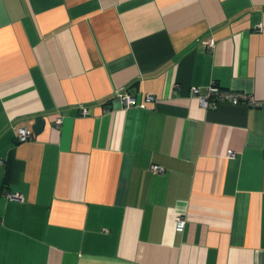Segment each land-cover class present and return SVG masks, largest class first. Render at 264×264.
<instances>
[{
  "label": "crops",
  "instance_id": "crops-1",
  "mask_svg": "<svg viewBox=\"0 0 264 264\" xmlns=\"http://www.w3.org/2000/svg\"><path fill=\"white\" fill-rule=\"evenodd\" d=\"M0 158V264H264V0H0Z\"/></svg>",
  "mask_w": 264,
  "mask_h": 264
},
{
  "label": "built area",
  "instance_id": "built-area-1",
  "mask_svg": "<svg viewBox=\"0 0 264 264\" xmlns=\"http://www.w3.org/2000/svg\"><path fill=\"white\" fill-rule=\"evenodd\" d=\"M260 27L261 25L258 26V28ZM213 43H214L213 40H210L207 42V45L211 48ZM190 94L193 96H196L198 98L200 105L206 108L214 107L218 103L226 102L230 104H237L245 100L249 101L251 105H258V102L252 99V97L249 96L248 94H245L243 92H238L235 90L224 89L214 83L206 86L204 93L200 92V88L198 86H192L190 88ZM117 95L125 107L133 106V105L143 106V103L141 102V100H137L134 96L130 95L129 93H126V92L119 93L118 92ZM146 99L152 100L154 99V97L152 95H147ZM82 113L86 114L87 111L83 109ZM61 122H62L61 117H57L54 121L55 125L57 126L60 125ZM15 135L18 140L25 141V140L31 139L34 136V131L30 127L21 126V127L16 128ZM227 155L232 156L231 150L228 151ZM0 162H2L1 158H0ZM152 169L155 172L163 171V168L159 167L158 165H153ZM4 194L7 196V198L22 200V197L18 193L5 191ZM184 226H185L184 216L177 215L175 217V229L178 231H182L184 229Z\"/></svg>",
  "mask_w": 264,
  "mask_h": 264
},
{
  "label": "water",
  "instance_id": "water-1",
  "mask_svg": "<svg viewBox=\"0 0 264 264\" xmlns=\"http://www.w3.org/2000/svg\"><path fill=\"white\" fill-rule=\"evenodd\" d=\"M42 127H43V120L42 119H37L35 124H34V127H33L34 133L35 134L40 133V131L42 130Z\"/></svg>",
  "mask_w": 264,
  "mask_h": 264
}]
</instances>
